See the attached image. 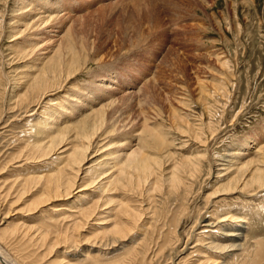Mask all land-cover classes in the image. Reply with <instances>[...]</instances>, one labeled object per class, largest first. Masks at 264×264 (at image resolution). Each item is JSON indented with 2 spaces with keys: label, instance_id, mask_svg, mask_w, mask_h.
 Returning a JSON list of instances; mask_svg holds the SVG:
<instances>
[{
  "label": "rangeland",
  "instance_id": "obj_1",
  "mask_svg": "<svg viewBox=\"0 0 264 264\" xmlns=\"http://www.w3.org/2000/svg\"><path fill=\"white\" fill-rule=\"evenodd\" d=\"M16 1L0 0V20L5 19L0 32V161L9 153H16V138L29 135L27 126L35 124L33 120L41 109L49 107L55 112L52 103L76 95V103L65 101L66 108H73V115L61 119L63 124L113 101L105 111L106 131L93 139L92 160L112 153L115 148L121 150L139 143L149 156L156 157L157 172L165 176L182 157H199L206 152L200 160L199 173L194 179H187L185 189L179 188L178 193L165 190L161 185L164 182L157 188H153L151 180L143 183L137 202L141 203L140 218L145 229L141 226L130 231L122 240L125 249L139 248L152 238L155 240V232L162 227L161 215L176 212L182 201L186 212L204 209L205 196L225 180L221 177L215 182L217 178H212L215 164L228 160V152H238V144L250 141L251 136L264 142V0H75L68 5L72 11L63 16L65 19L62 17L59 24L45 29L53 31L58 25V31L51 32L50 37L39 31L42 37L33 43H25L26 35L30 34L31 39V32L20 33L19 25L13 29L7 17ZM66 28L72 32L74 45H80L79 40L84 43L81 69L68 80L61 75L57 84L47 89L50 91L46 97L36 105L34 99L27 112L22 108L27 102H22L20 108L14 107L17 98L30 89L31 75L25 73H38L36 70L44 60L39 53L44 48L46 57H50ZM23 46L26 55L19 52ZM98 80L104 85L116 84L118 89L113 93L109 91L111 87L101 90ZM64 112L62 109L61 113ZM258 193L257 197L236 193L213 198L220 211L243 217L248 224L243 240L249 242L248 251L253 254L264 251V190ZM23 213L28 215L22 211L10 217ZM191 222L189 219L177 228L179 236H186ZM158 239L161 240L160 236ZM170 239L172 242L175 235ZM86 243L82 241L76 252L84 251ZM108 244L111 257H120L115 252L120 251V244ZM169 245L163 247L154 264H171L168 261L172 258L178 256L179 261L186 257L188 251H175ZM97 251L98 248L94 252Z\"/></svg>",
  "mask_w": 264,
  "mask_h": 264
},
{
  "label": "bare ground",
  "instance_id": "obj_2",
  "mask_svg": "<svg viewBox=\"0 0 264 264\" xmlns=\"http://www.w3.org/2000/svg\"><path fill=\"white\" fill-rule=\"evenodd\" d=\"M70 3H75V0H17L15 4L12 3V13L4 15L13 23V29L19 25L21 27L17 30L20 33L31 32V39L30 34L26 35L25 43L29 40L35 42L42 37L39 31L46 33V37L58 31V25L53 31L45 29L59 24L63 16L72 11V8H68ZM2 19L1 33L4 28ZM69 29L66 28L58 48L50 57H46L44 48L39 53L40 59L44 60L36 70L38 73L35 76L33 72L25 73L31 75L30 89L17 98L18 103H14V107L20 108L22 102H27L22 107L27 112L32 105L46 97L50 91L47 89L53 88L61 75L68 80L81 69L80 58L85 57L84 43L79 40L80 45H74V37ZM20 49L19 52L26 55L25 47ZM98 82L97 87L101 90L111 87L109 91L113 93L118 89L116 84L110 86L104 85L103 81ZM66 97L70 96L63 97L62 102L51 104L57 110L55 112L48 110L49 107L41 109L33 120L35 124L27 126L29 135L24 136L25 139L16 138L13 147L16 153H9L0 161V264H154L166 244H170L175 251H188L186 257H181L179 261H176L178 256L168 261L171 264H264V251L253 254L248 251L249 242L247 244L243 240L248 230L243 217L230 214L228 210L220 211L218 202L213 200L236 193L251 197L264 190V142L257 140L256 135L251 136L250 141L238 144V152L227 151L228 160L215 164L212 178H217L215 182L221 177L225 180L205 196L207 206L204 209L196 213L186 212L182 201L176 212L170 210L169 214L161 211L163 215H160L164 218L162 227L155 232L158 234L156 239L152 238L139 248L132 246L127 250L122 244L123 238L134 228L143 227L144 223L140 218L141 203L138 205L137 202L143 183H150L151 180L154 182L153 188H157L164 182L161 185L165 190L178 193L179 188L185 189L187 179L192 180L199 173L200 160L206 152L204 150L199 157H182L180 162L172 164L171 169L168 167L165 176L157 172L159 166L156 157L149 156L139 143L134 146L130 143L121 150L115 148L112 153L100 154L92 160L93 139L98 133L106 131L105 111L110 109L113 101L89 109L85 114L80 113L81 119L74 118L69 124H63L61 119L67 120L68 116L73 115V108H66L65 101L76 103L79 99L77 95L70 99ZM61 108L65 110L64 113H61ZM12 162L13 166L10 164ZM85 164L88 165L81 170ZM8 170L10 172L4 175L3 172ZM22 211H27L28 215L23 213L25 216L19 214L17 218L10 217V214ZM189 219L192 222L182 238L177 228ZM171 235H175L172 242ZM84 240L87 242L86 249L76 252ZM257 242L261 246V241ZM108 243L120 244V251H115L121 254L120 257H111L107 250ZM59 247L64 251H60ZM96 248L99 251L94 252ZM72 259H76V262H71Z\"/></svg>",
  "mask_w": 264,
  "mask_h": 264
}]
</instances>
